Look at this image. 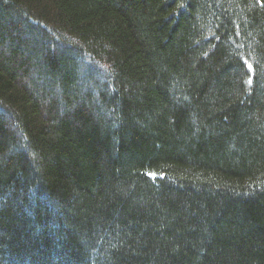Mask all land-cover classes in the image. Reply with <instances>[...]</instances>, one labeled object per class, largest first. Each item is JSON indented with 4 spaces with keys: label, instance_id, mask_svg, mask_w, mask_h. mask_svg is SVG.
Instances as JSON below:
<instances>
[{
    "label": "trees",
    "instance_id": "obj_1",
    "mask_svg": "<svg viewBox=\"0 0 264 264\" xmlns=\"http://www.w3.org/2000/svg\"><path fill=\"white\" fill-rule=\"evenodd\" d=\"M0 264H264V0H0Z\"/></svg>",
    "mask_w": 264,
    "mask_h": 264
}]
</instances>
